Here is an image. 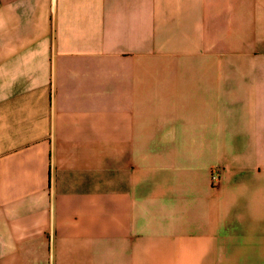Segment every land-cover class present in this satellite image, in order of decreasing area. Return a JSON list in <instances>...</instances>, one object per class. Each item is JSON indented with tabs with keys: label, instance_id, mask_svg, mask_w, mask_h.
Returning a JSON list of instances; mask_svg holds the SVG:
<instances>
[{
	"label": "crops",
	"instance_id": "obj_1",
	"mask_svg": "<svg viewBox=\"0 0 264 264\" xmlns=\"http://www.w3.org/2000/svg\"><path fill=\"white\" fill-rule=\"evenodd\" d=\"M0 264H264V0H0Z\"/></svg>",
	"mask_w": 264,
	"mask_h": 264
},
{
	"label": "built area",
	"instance_id": "obj_2",
	"mask_svg": "<svg viewBox=\"0 0 264 264\" xmlns=\"http://www.w3.org/2000/svg\"><path fill=\"white\" fill-rule=\"evenodd\" d=\"M219 177H217L216 175L213 176L214 180H218Z\"/></svg>",
	"mask_w": 264,
	"mask_h": 264
}]
</instances>
